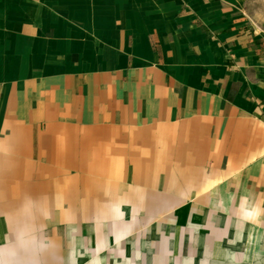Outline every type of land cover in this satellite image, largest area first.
Returning a JSON list of instances; mask_svg holds the SVG:
<instances>
[{
  "label": "crops",
  "instance_id": "1",
  "mask_svg": "<svg viewBox=\"0 0 264 264\" xmlns=\"http://www.w3.org/2000/svg\"><path fill=\"white\" fill-rule=\"evenodd\" d=\"M264 263V26L231 0H0V264Z\"/></svg>",
  "mask_w": 264,
  "mask_h": 264
},
{
  "label": "rangeland",
  "instance_id": "2",
  "mask_svg": "<svg viewBox=\"0 0 264 264\" xmlns=\"http://www.w3.org/2000/svg\"><path fill=\"white\" fill-rule=\"evenodd\" d=\"M236 8L264 26V0H231ZM257 264H264L263 262Z\"/></svg>",
  "mask_w": 264,
  "mask_h": 264
}]
</instances>
